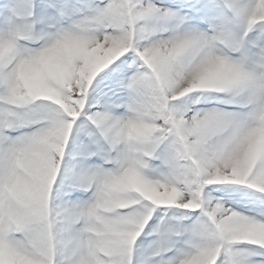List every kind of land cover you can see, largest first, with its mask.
Returning <instances> with one entry per match:
<instances>
[{
    "label": "snow or ice",
    "instance_id": "6c2138e0",
    "mask_svg": "<svg viewBox=\"0 0 264 264\" xmlns=\"http://www.w3.org/2000/svg\"><path fill=\"white\" fill-rule=\"evenodd\" d=\"M0 264H264V0H0Z\"/></svg>",
    "mask_w": 264,
    "mask_h": 264
}]
</instances>
